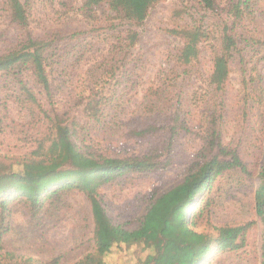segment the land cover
<instances>
[{
  "label": "rangeland",
  "instance_id": "1",
  "mask_svg": "<svg viewBox=\"0 0 264 264\" xmlns=\"http://www.w3.org/2000/svg\"><path fill=\"white\" fill-rule=\"evenodd\" d=\"M160 0L136 24L107 3L20 0L27 23L12 18L0 0V55L27 37L47 48L50 97L30 64L0 70V171H21L44 159L54 137L52 119L69 127L74 146L90 157L138 158L147 168L129 171L97 188L96 198L114 225L133 230L154 201L182 182L191 163L233 149L242 164L212 175L187 213L198 232L242 227L234 249H211L198 264H262V225L254 194L264 160V0ZM242 1V0H240ZM227 32L234 41L228 74L211 80L214 58ZM187 33L196 57L178 60ZM186 37V38H185ZM0 202L6 229L0 264H76L95 251V231L122 239L104 225L97 207L77 187L46 194L33 205L11 191ZM97 215L98 219H95ZM115 244L102 264H141L152 256L168 264L173 249L159 240ZM152 244L153 246H151ZM12 256V255H11Z\"/></svg>",
  "mask_w": 264,
  "mask_h": 264
},
{
  "label": "trees",
  "instance_id": "2",
  "mask_svg": "<svg viewBox=\"0 0 264 264\" xmlns=\"http://www.w3.org/2000/svg\"><path fill=\"white\" fill-rule=\"evenodd\" d=\"M12 18L19 25L27 23L26 11L20 0H7ZM160 0H86L87 5H98L107 3L113 10L120 13L122 17L141 24L148 13L149 8ZM247 0L242 2L245 6ZM204 7L211 8L214 0H200ZM186 43L182 47L178 60L183 64L190 63L197 54L195 37L193 33H187ZM42 41L31 37L23 39L21 47L0 55V70L9 68L16 63L30 64L33 74L41 84L48 97H50V84L47 78L46 63L48 61L47 48ZM234 46L233 38L225 32L221 43V53L213 62L211 80L217 86L221 85L228 74V60L231 49ZM52 131L54 137L47 148L44 159L24 164L21 171H0V202L4 204L3 198L10 197L11 191L22 195L33 205H37L44 195L54 194L61 188L70 189L77 187L85 194L91 206L98 209L99 215L112 233L119 235L122 239L108 238L95 231V251L93 254L84 256L76 264H102L104 257L115 244L143 243L142 234L149 233L156 237L161 248L173 249L177 258L168 264H198L203 261L211 249V243L223 250L234 249L236 239L242 231V227H223L217 229V235L211 237L204 232H198L191 225H195V218H188V209L215 173L225 169L240 166L242 164L233 149L219 145V153L226 152L229 160H219L217 156L205 160L202 163H191L187 167V174L181 183L166 191L151 204L142 218L141 225L133 230H127L120 225L110 222L104 210L98 203L96 192L99 185L111 181L129 171L139 170L150 166L145 158H110L90 157L78 150L71 141V132L67 125L52 119ZM260 183L254 194L255 210L262 225L261 256L264 264V160L259 173ZM95 219H98L95 215ZM6 229L0 226V250L3 246V235ZM153 246L152 244H150ZM12 255V256H11ZM14 261H5L3 264H28L31 259H20L8 253ZM141 264H155L152 256L146 258Z\"/></svg>",
  "mask_w": 264,
  "mask_h": 264
}]
</instances>
